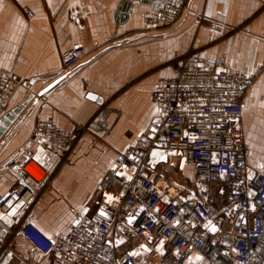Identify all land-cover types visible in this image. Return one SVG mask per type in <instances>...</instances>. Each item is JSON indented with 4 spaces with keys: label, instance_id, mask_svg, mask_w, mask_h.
Returning <instances> with one entry per match:
<instances>
[{
    "label": "crops",
    "instance_id": "0c3cea01",
    "mask_svg": "<svg viewBox=\"0 0 264 264\" xmlns=\"http://www.w3.org/2000/svg\"><path fill=\"white\" fill-rule=\"evenodd\" d=\"M128 1V17L119 20V6ZM151 7L144 0H0V72L29 78L34 94L0 137V193L8 196L23 189L13 165L18 168L29 158L44 164L52 179L38 186L40 196L27 202L23 215L50 237L66 234L76 214L94 211L102 198L118 190L116 160L144 142L143 129L156 112L152 92L158 79L171 76V60L192 49L218 65L257 74L246 94L243 124L247 162L264 172V0H188L169 28L145 27L144 14ZM201 12L204 23L199 25L196 16ZM213 23L223 31L211 29ZM74 45H83L86 52L66 69L62 53ZM30 95L18 88L7 113ZM49 118L68 129L91 124L60 166V151L34 133L36 122ZM177 165L193 192L194 166ZM27 169L34 173L31 166ZM13 243L29 261L50 263L22 235ZM7 255L0 264L19 263L17 255Z\"/></svg>",
    "mask_w": 264,
    "mask_h": 264
},
{
    "label": "built area",
    "instance_id": "2783aa9c",
    "mask_svg": "<svg viewBox=\"0 0 264 264\" xmlns=\"http://www.w3.org/2000/svg\"><path fill=\"white\" fill-rule=\"evenodd\" d=\"M187 2L165 0L149 8L145 27L169 28ZM27 15L34 11L27 9ZM196 21L204 23L202 12ZM209 27L223 31L220 24ZM85 52L83 45L64 50V67L75 66ZM170 65L173 74L160 77L153 89L156 112L143 129L144 142L116 160L118 190L94 211L76 214L66 234L50 237L23 215L27 202L40 196L38 186L49 183L53 173L33 158L12 166L23 189L0 193V216L10 219H0V260L11 254L19 257L18 264H35L13 248L20 234L33 251L50 258L49 264H145L141 254L146 264H264V172L247 162L243 124L246 94L257 74L218 65L194 49ZM20 87L33 94L29 78L0 72V115ZM90 125L62 128L49 118L38 120L34 133L60 151V166ZM162 164L194 166V191L183 195L170 186ZM195 253L200 259L192 258Z\"/></svg>",
    "mask_w": 264,
    "mask_h": 264
},
{
    "label": "water",
    "instance_id": "95a60500",
    "mask_svg": "<svg viewBox=\"0 0 264 264\" xmlns=\"http://www.w3.org/2000/svg\"><path fill=\"white\" fill-rule=\"evenodd\" d=\"M145 2L151 3L153 5V7H158L160 5L161 2H164L165 0H144ZM131 7V2H125L122 5L119 6V11L117 13V17L119 20H125L128 17V12L130 10ZM63 77L58 78L57 80H55L54 82H52L51 84H49L46 88H44L40 94H44L45 92H47L49 89H51L52 87H54L61 79H63ZM34 98V94H31L28 99L20 106H18L17 108L13 109L12 111H10L9 113H7L5 116H3L0 119V137L2 136L4 130L6 129V127H8L11 122H13L17 115H19L21 113V111L24 109V107L30 102V100Z\"/></svg>",
    "mask_w": 264,
    "mask_h": 264
},
{
    "label": "rangeland",
    "instance_id": "374dc122",
    "mask_svg": "<svg viewBox=\"0 0 264 264\" xmlns=\"http://www.w3.org/2000/svg\"><path fill=\"white\" fill-rule=\"evenodd\" d=\"M159 167L160 168L162 167L164 173L167 176V181L170 186L179 188L181 191V194L183 195L192 193L191 191H189V189H187L188 184L186 180H188V176H186V174L183 171H181L179 165L162 164ZM189 186H192V188H194L196 187V184L195 182H192L191 184H189ZM12 246L16 251L19 250L18 247L14 243L12 244ZM7 256H11V255L8 254ZM197 257L199 256L197 253H195L192 258L195 260L197 259ZM143 259H146V257L141 254L140 261L145 262L146 264V260H143Z\"/></svg>",
    "mask_w": 264,
    "mask_h": 264
},
{
    "label": "snow or ice",
    "instance_id": "6c2138e0",
    "mask_svg": "<svg viewBox=\"0 0 264 264\" xmlns=\"http://www.w3.org/2000/svg\"><path fill=\"white\" fill-rule=\"evenodd\" d=\"M153 155H158V154H157V153H153ZM108 199H109V201H111L112 197H108ZM12 214H13V215L15 214V209H13ZM101 215H104V213L101 212ZM0 219H4V220L7 221V217H6V216H0ZM9 222H10V221H9ZM129 223H131V219L129 220ZM215 230H216V229L213 227V228H212V231H215ZM49 239H51V238L49 237ZM132 255H137V253H132ZM197 259H200V257H197Z\"/></svg>",
    "mask_w": 264,
    "mask_h": 264
},
{
    "label": "bare ground",
    "instance_id": "6f19581e",
    "mask_svg": "<svg viewBox=\"0 0 264 264\" xmlns=\"http://www.w3.org/2000/svg\"><path fill=\"white\" fill-rule=\"evenodd\" d=\"M36 166V168H39V166H37V165H35ZM32 167V166H31Z\"/></svg>",
    "mask_w": 264,
    "mask_h": 264
}]
</instances>
